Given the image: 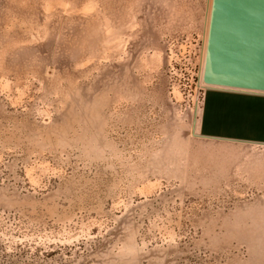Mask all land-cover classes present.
Masks as SVG:
<instances>
[{"label": "rangeland", "instance_id": "rangeland-1", "mask_svg": "<svg viewBox=\"0 0 264 264\" xmlns=\"http://www.w3.org/2000/svg\"><path fill=\"white\" fill-rule=\"evenodd\" d=\"M209 7L0 0V264H264V144L202 129Z\"/></svg>", "mask_w": 264, "mask_h": 264}, {"label": "water", "instance_id": "water-1", "mask_svg": "<svg viewBox=\"0 0 264 264\" xmlns=\"http://www.w3.org/2000/svg\"><path fill=\"white\" fill-rule=\"evenodd\" d=\"M201 82L264 92V0H210Z\"/></svg>", "mask_w": 264, "mask_h": 264}, {"label": "crops", "instance_id": "crops-1", "mask_svg": "<svg viewBox=\"0 0 264 264\" xmlns=\"http://www.w3.org/2000/svg\"><path fill=\"white\" fill-rule=\"evenodd\" d=\"M213 125L221 130L216 131ZM202 129L216 132L218 137L220 134L232 140L264 144V92L210 90L206 95Z\"/></svg>", "mask_w": 264, "mask_h": 264}]
</instances>
